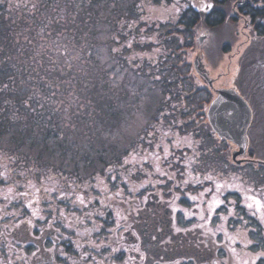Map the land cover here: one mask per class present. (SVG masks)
<instances>
[{"label": "trees", "instance_id": "obj_1", "mask_svg": "<svg viewBox=\"0 0 264 264\" xmlns=\"http://www.w3.org/2000/svg\"><path fill=\"white\" fill-rule=\"evenodd\" d=\"M225 22H242L252 28V37L264 40V0L1 3L0 155L27 170L40 163L53 167L56 158V168L72 170L75 176L102 172L128 155L131 144L119 148L117 132L144 100L146 128L179 115L184 123L178 129L209 141L201 151L225 164L227 149L219 146L229 142L216 137L205 116L214 80L209 85L201 75L210 79L202 60L213 68L224 51L214 46L202 50V58L196 57L198 70L189 61L199 26L210 34ZM263 68L257 71L260 82ZM237 90L247 98L245 90ZM251 127L253 120L247 141ZM124 139L130 142V137ZM246 152L261 157L250 145Z\"/></svg>", "mask_w": 264, "mask_h": 264}, {"label": "rangeland", "instance_id": "obj_2", "mask_svg": "<svg viewBox=\"0 0 264 264\" xmlns=\"http://www.w3.org/2000/svg\"><path fill=\"white\" fill-rule=\"evenodd\" d=\"M15 1L0 0V4L10 5ZM251 29L244 27L242 22H225L208 34L200 25L198 28L200 34H195L196 44L190 53L189 61L193 67L194 61H197L194 69L198 70L199 61L196 57L202 58V50H210L214 46L221 53L224 51L221 61L213 68L206 66L201 59L202 68L210 79L214 80L212 87L215 90L232 88L238 93V88L241 91L245 90L248 100L239 94L249 106L252 105L250 122L253 120V127L256 125L254 136L251 127L249 134L251 140L246 139V142L253 150V154L261 155L260 158L250 157L246 152L238 157L241 163L236 164L231 159L232 151L236 148L226 143L219 146V149H227L226 163L218 164L214 157L208 158L209 153L201 151L207 149L209 141L201 136L198 138L193 134H183L180 128L178 129L177 126L184 123L183 118H178L179 115H176L177 119L173 121L171 116L174 114H170V122L156 125L150 123L147 129L146 117L142 113L144 100H140L142 103L138 112L134 113L129 121L124 122L125 124L121 125L122 130L117 132L120 137L116 140L119 148L128 149L131 144V149L126 151L128 155L122 156L118 163H114L111 168L102 172L90 173V175L81 172V176L73 174L74 185L81 182V187L86 189L88 186H113L117 170H122L123 176H131L135 171H146L148 168L156 172L153 180L154 184L158 185L157 181H161L158 178L160 171L168 169L170 193L178 195L177 199L180 200L172 206L173 209H181L186 221L192 224L202 226L209 223L208 230L216 240L219 238L218 243L227 242L217 249V258L213 259L211 264H221L223 261L224 264H253V261L256 264H264L262 262L264 257L257 259L258 254L264 252V220L261 219L264 213L257 212L255 205L252 209L247 207L253 202L249 197L264 203V170L256 169L257 166L264 167V94L261 91V87L264 86V73L260 82L257 72H261V68L264 67V48H262L264 40L259 36L252 37L254 34ZM199 37H203L201 43L198 42ZM150 42L155 47L154 40ZM261 62L263 65L259 67ZM251 81L253 83L250 85ZM171 105L174 108L175 104ZM165 111L168 115L167 107ZM143 132L148 134V137ZM196 134L199 136L198 133ZM156 136L158 139H155ZM124 137H130L131 143ZM153 149L158 151L153 152ZM12 161L14 162L0 155V196L15 194L14 187L20 186L26 189L38 185L39 181L42 186L62 185L65 172L68 171L56 168L59 163L56 158L52 163L53 167L40 163L35 164L31 170H27L24 165L13 164ZM246 164L253 165V168L250 169ZM122 179L127 183L128 177ZM217 184L223 185L220 191L216 189ZM77 195L79 194L75 192L74 197ZM97 195L90 196L94 198ZM172 196L170 194V197ZM214 200L220 201L219 207L213 205ZM210 205L213 207L210 208ZM226 246L229 252L225 250Z\"/></svg>", "mask_w": 264, "mask_h": 264}, {"label": "flooded vegetation", "instance_id": "obj_3", "mask_svg": "<svg viewBox=\"0 0 264 264\" xmlns=\"http://www.w3.org/2000/svg\"><path fill=\"white\" fill-rule=\"evenodd\" d=\"M122 172L111 187L83 189L69 170L62 185L39 181L0 196V264H211L217 258L227 242L218 243L209 223L192 224L173 209L180 200L170 193L168 169L158 185L151 168Z\"/></svg>", "mask_w": 264, "mask_h": 264}, {"label": "water", "instance_id": "obj_4", "mask_svg": "<svg viewBox=\"0 0 264 264\" xmlns=\"http://www.w3.org/2000/svg\"><path fill=\"white\" fill-rule=\"evenodd\" d=\"M203 37L198 38L201 43ZM197 61H194L196 67ZM209 85L211 79L206 74L201 73ZM206 120L219 140L229 142L236 149L232 151L231 159L236 164H240L238 157L246 153V129L251 120V109L244 98L232 88H218L214 90V97L209 103L206 112Z\"/></svg>", "mask_w": 264, "mask_h": 264}, {"label": "snow or ice", "instance_id": "obj_5", "mask_svg": "<svg viewBox=\"0 0 264 264\" xmlns=\"http://www.w3.org/2000/svg\"><path fill=\"white\" fill-rule=\"evenodd\" d=\"M162 174H163V173H162ZM208 179H211V177H208ZM222 187H223V185H221V184H217V185H216V189H217V191H220V190L222 189ZM249 199L253 200L252 203H249V204L247 205V207H248L249 209H252L253 206L255 205V209H256L257 212L264 213V203H262L260 200H256V199H254V198H252V197H249ZM213 205H214L215 207H219V205H220V201H218V200H214V201H213ZM212 207H213V206L210 205V208H212ZM261 219L264 220V215L261 216ZM261 257H264V252H261L260 254H258L257 259H260ZM253 264H256V262L253 261Z\"/></svg>", "mask_w": 264, "mask_h": 264}]
</instances>
